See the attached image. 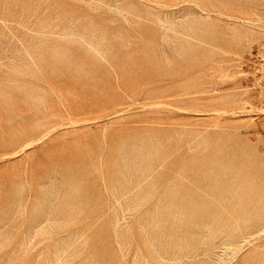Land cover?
I'll use <instances>...</instances> for the list:
<instances>
[{
	"label": "rangeland",
	"instance_id": "obj_1",
	"mask_svg": "<svg viewBox=\"0 0 264 264\" xmlns=\"http://www.w3.org/2000/svg\"><path fill=\"white\" fill-rule=\"evenodd\" d=\"M0 264H264V0H0Z\"/></svg>",
	"mask_w": 264,
	"mask_h": 264
},
{
	"label": "bare ground",
	"instance_id": "obj_2",
	"mask_svg": "<svg viewBox=\"0 0 264 264\" xmlns=\"http://www.w3.org/2000/svg\"><path fill=\"white\" fill-rule=\"evenodd\" d=\"M26 146H29V145H26ZM122 182H123V181H122ZM116 220H117V219H116ZM186 251H187V250H186ZM189 253H190V252H189ZM189 253H188V254H189ZM202 255H203V254H202ZM164 261H165V260H164Z\"/></svg>",
	"mask_w": 264,
	"mask_h": 264
}]
</instances>
